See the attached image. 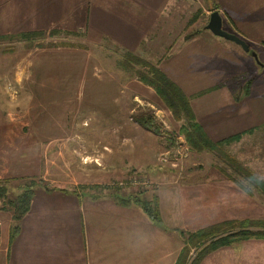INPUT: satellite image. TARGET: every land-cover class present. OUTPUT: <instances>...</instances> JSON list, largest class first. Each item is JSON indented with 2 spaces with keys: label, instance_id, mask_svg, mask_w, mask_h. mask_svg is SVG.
<instances>
[{
  "label": "crops",
  "instance_id": "obj_1",
  "mask_svg": "<svg viewBox=\"0 0 264 264\" xmlns=\"http://www.w3.org/2000/svg\"><path fill=\"white\" fill-rule=\"evenodd\" d=\"M209 1L213 4L210 10L223 12L221 21L224 18L229 29L225 30L241 37L248 46L253 45L249 48L256 53L263 69L264 0H254L251 13L242 10L244 5L247 7V0ZM182 6V0H0V40L29 41L31 38H23L22 34L61 30L67 36L81 38L80 34L86 38L96 47L94 56H108L110 52L116 54L117 47L122 49L121 54L118 53L120 58L125 52L142 50L146 42L153 44L155 41H164L166 43L162 48L168 47V50L158 69L188 97L193 113L197 114L194 115L195 120L213 141L239 132V140L244 135H259L264 131V116H243L240 125L234 123L238 116H212L211 120L208 116L206 127L198 120L199 115L210 114V111L220 106L216 93L223 91L218 83L238 74L242 70L239 61L245 59L238 54L234 45L210 32L209 36L205 35L206 42L198 41L200 36L196 35L183 40L181 25L177 28V8ZM232 17H236L237 23ZM103 49L105 52H101ZM56 52L66 64L63 63V70L57 65L59 70L54 69L55 76L64 71L67 65L71 73L75 74V80L87 85L93 99H97L96 94L100 93L99 99L106 100L101 102L102 107L99 105V116L103 117L101 130H75V117L70 118L74 122L71 129H67L65 123L57 128L60 129L58 131L52 129L56 120H60L53 117L59 116L54 104H68L65 102L68 97L65 93L76 85L73 84L74 79L69 85L65 81L58 82L59 75L54 77L55 82L52 81L50 63L45 61L46 66L43 68L38 63L33 89L37 102L44 104L43 110L40 108L37 111H40V116H48V127L44 130L41 123L45 119L42 122L40 120L33 135L47 137L42 146L43 155H47V178L44 172L33 177L43 180L45 185L38 181L32 187L28 208L16 221L17 229L12 236V206L5 199L10 198L7 196L8 182L16 183L19 177L16 174L0 178V186L5 187L4 194L0 196V264H174L183 245L185 232L234 218L235 214L231 213L232 202L238 198L242 201L243 196L252 193L247 186L248 178L242 180L226 176L218 180L224 186L220 204L225 207V219L219 221L215 197L217 179L209 177L189 183L187 187L190 189L176 187L177 184L172 182H161L156 191L159 222L151 220L135 204H118L110 193L114 190L102 189L100 186L125 175V171L134 163L136 146L134 143L126 146L124 141L132 142L133 136L130 130L126 134L120 130L117 81L103 80L101 86L99 83H88L87 79L92 77V73L87 74L88 60L84 59L80 50L63 47ZM105 63L111 70L125 66L119 60ZM92 65L98 66L99 63L94 62ZM263 70H259V73H263ZM9 73L10 65L0 58V83ZM109 78L114 80L112 76ZM256 81L253 88L264 90L263 74ZM58 89L60 92L57 94ZM248 92L246 98L250 97L251 86ZM58 95L63 101H58ZM110 101L116 104V109L112 111L106 105ZM37 105L39 107L40 103ZM109 116H117L112 126L108 125ZM81 122L84 120L80 119ZM6 135L7 132L3 136ZM34 142L37 145L40 143L37 140ZM40 155L41 152L37 153L33 160ZM83 157L87 161L81 160ZM34 168L38 170L32 171V174L39 175L40 164L36 163ZM135 168L131 166V169ZM19 170V176L23 177L22 167ZM238 184L244 185V188ZM205 185L211 186V195L204 194L202 186ZM255 189L263 193L258 187ZM183 194L187 200L180 197ZM179 197L183 199L182 202ZM186 201H190L188 206L184 204ZM253 240L256 245H262L260 241H264ZM233 244L236 242L216 249H223V255L230 260H215L212 255L214 250L206 255V261L205 256L199 264H235L232 258L236 259L237 256L228 250ZM238 258L247 263L244 246L240 248Z\"/></svg>",
  "mask_w": 264,
  "mask_h": 264
},
{
  "label": "rangeland",
  "instance_id": "obj_2",
  "mask_svg": "<svg viewBox=\"0 0 264 264\" xmlns=\"http://www.w3.org/2000/svg\"><path fill=\"white\" fill-rule=\"evenodd\" d=\"M182 2L183 6L177 8V28L180 25L182 27L180 35L183 40H187L194 35L200 36L198 41L206 42L205 35L209 36L210 33L204 29V25L206 24L209 12L212 11V9L210 10V7L213 5L212 2L209 0H182ZM253 3L254 0H247V7L244 5L242 10L245 13H251ZM217 11L220 15L223 14V12ZM232 20L237 23L236 17H232ZM221 27L224 30H229L225 25L224 18H222ZM49 31H44L42 36L29 41L25 39L22 41L0 40V58L4 62H7V65H10V73L7 76L5 75L0 83V133L2 135L0 137L2 141L0 144V178H3V175L10 177L16 176V174L19 177L16 183L8 182L7 196L10 198L7 199L13 198L24 188L33 187L38 181V183L45 185L43 180L33 178L40 176L42 172L45 173V178H47V155H43L42 153V146L43 144L45 145L47 137L33 135V130H37L40 120L42 122L45 119L41 123V127L44 130L48 127V116H40V111H37L40 108L43 110L44 104L37 102L38 98L35 96L33 89L34 72L37 74L38 63L42 64V68L46 66L45 61L50 63L52 81H54V77L59 75L58 82L65 81L66 85H69L71 84V80L74 79L73 84L76 85L75 88L68 89L65 93L68 96L65 102H69L68 104L66 103L65 105L63 103L59 105L58 102L54 104L59 110V116L53 117L60 120H56V128L52 127V129L61 128V125L64 123L67 129H71L74 122L70 118L75 117V130H101L103 119H101L102 116H99V105L102 107L101 102H105L106 100L101 101L99 99L100 93L96 94L97 99H93V94L88 92L87 85L82 81H78V79L75 80V74L71 73V68H68L67 65L64 71L55 76L54 69L59 70L57 65L63 70V63H65L63 57L56 52V50L63 47L80 50L84 59L88 60L89 69L87 74L92 73V77L87 79L88 83H99L101 86L103 80L105 82L113 81L114 83L115 80L117 81L120 130L124 134L128 130L131 131L130 134L133 136L132 142L128 140L124 142L126 146L134 143L136 154L133 159L134 163L125 171V175L111 179L100 186L102 189L114 190L110 191L114 198L120 196L124 198L131 197L132 199V197L137 196V198L143 200H151L154 197L157 203L156 191L161 182H172L174 185L177 184L176 187L190 189V187H187L189 183L198 182L204 177L214 178L217 179L215 197L217 221H219L225 219L223 214L225 207L220 204L224 186L219 184V179L231 176L233 179L240 178L243 180V172H247L255 179L264 180V131L259 133V135L255 133L253 135H244L240 140L230 142L221 149L202 150L200 152L192 151L188 148L184 136L179 132V126L182 124V121L173 117L172 113L164 106L151 87L139 81L136 74L137 71L142 72V70L132 62L128 63L122 60L123 56L121 58L118 56V53L121 54L122 49L115 47L116 54L110 52L108 56H104L102 53L103 56L97 57L94 56L96 47L90 44L82 35L79 34L81 38H75L67 36L68 34L61 30H56L57 32L50 35ZM222 40L225 39L222 38ZM225 42L234 45L235 50L245 60L239 61L238 65L241 66L242 70L238 74L218 83L223 91V93H216V99L220 103V106L210 111V114L204 113L199 115L200 118H198L200 123L205 127L208 116L210 120L212 116H238L236 117L238 119L234 121L236 125H240V121L244 119L242 118L243 116H264V90L253 88L258 76L263 74L264 78V72L259 73V70H263L264 68L262 69L259 61H256L246 52L242 51L238 45L228 40H225ZM165 43L164 41H155L153 44L146 42L145 46L143 44L142 50L132 51V54L140 61L149 62L158 68L159 63L168 50V47L162 48ZM101 52H105V50L103 49ZM108 60L113 63L119 60L125 66H118L111 70L107 68V64L105 63ZM72 61L73 58L71 59ZM34 62L36 64L33 67ZM94 62H98L99 65L93 66ZM44 75L47 76V73ZM109 75L114 80L109 78ZM248 80L250 81L249 84ZM247 85L248 89L251 86L250 97L248 98H246L248 94L243 92L247 88ZM59 92L60 90L58 89L57 94ZM57 98H60V96L58 95ZM58 101L63 100L60 98ZM37 103H40L39 107ZM106 105L108 110L112 111L113 108L116 109V104H112L111 101ZM65 115L68 117L63 119L62 116ZM140 116L151 118L155 132L143 128L138 123L136 118ZM116 117L109 116V119L107 118L109 126L113 125ZM80 119H83L84 122L80 123ZM195 122L197 123L196 120ZM5 132L8 134L6 137L3 136ZM209 139L212 140L211 137ZM36 140L40 142L39 145L34 142ZM220 150L226 156L219 154ZM39 152H41L40 157L38 159L34 157V160L41 166L40 174L35 175L32 174V171L36 172L38 168H34L36 163L33 160V156H36ZM85 158L83 157L81 160L87 161ZM256 158H258V161ZM27 164L29 165L27 166ZM131 166H136L135 170L131 169ZM234 166L243 170V172L238 173ZM20 167H22L21 172H24L23 177L19 176ZM5 179L10 181L8 178ZM112 182L116 183L112 184ZM247 186L248 189L252 190V193L243 196L242 201H239L238 198L235 202H232L231 213L235 214L232 220H239L242 217L264 219V193L256 190V186H254L252 181L247 180ZM202 188L204 194L211 195L210 185L202 186ZM189 195L190 193L187 196ZM187 196L183 194L180 197L187 200ZM236 196L239 197L240 195ZM182 198H180L181 202L183 201ZM7 199L5 200L8 203ZM189 202H184L185 206H188ZM255 242L253 239L242 243L236 242V244L232 245L231 249H228L237 256L236 259L232 258L235 264L244 263L243 260L238 258L242 246L247 250L246 264H264V241H260L262 245H256ZM193 252L194 249L192 250L191 248L189 256ZM223 252V249H218L212 255L215 260H230L223 255Z\"/></svg>",
  "mask_w": 264,
  "mask_h": 264
},
{
  "label": "trees",
  "instance_id": "obj_3",
  "mask_svg": "<svg viewBox=\"0 0 264 264\" xmlns=\"http://www.w3.org/2000/svg\"><path fill=\"white\" fill-rule=\"evenodd\" d=\"M49 32L50 35H53L57 31L50 30ZM43 33L44 32L25 33L22 34V37L27 38L26 36H28L34 39L42 36ZM122 60L128 63L132 62L142 70V72L137 71L136 74L139 81L151 87L164 106L172 113L173 117L182 121V124L179 126V132L184 136L188 148L192 151L200 152L202 150L221 149L230 142L237 141L240 138L241 133L239 132L212 141L201 126L195 122L188 98L162 71L149 62L140 61L132 53L125 52ZM249 83L250 81L248 80V84ZM243 92H248V85ZM136 120L143 128L155 132L151 118L140 116L136 118ZM219 154L226 156L222 150H220ZM234 168L238 173L243 172V170H240L236 166H234ZM243 175L244 178H248V180L254 183V186L258 187L264 193V181H254V177L247 172H243ZM238 185L244 188V185ZM3 189L4 188L0 186V196L4 194ZM32 193L33 189L31 186L30 188H24L13 198L8 199V203L12 206V216L14 220L11 226L10 236H12L17 229L16 221L26 212ZM115 201L121 205H128L130 203L136 204L151 220L155 222L159 221L157 203L154 197L151 200H143L137 198V196L132 197V199L131 197L124 198L116 196ZM183 236V245L178 252L174 264H199L208 253L219 247L241 240L264 239V219L243 218L240 220H222L192 232H185ZM191 248L192 250L194 249V252L189 256Z\"/></svg>",
  "mask_w": 264,
  "mask_h": 264
},
{
  "label": "water",
  "instance_id": "obj_4",
  "mask_svg": "<svg viewBox=\"0 0 264 264\" xmlns=\"http://www.w3.org/2000/svg\"><path fill=\"white\" fill-rule=\"evenodd\" d=\"M221 24L222 21L219 12L217 10H212L208 14L204 29L208 30L214 36L233 42L234 44L238 45L242 51L246 52L256 61H258L256 53L249 48L248 44L238 35L222 29Z\"/></svg>",
  "mask_w": 264,
  "mask_h": 264
},
{
  "label": "built area",
  "instance_id": "obj_5",
  "mask_svg": "<svg viewBox=\"0 0 264 264\" xmlns=\"http://www.w3.org/2000/svg\"><path fill=\"white\" fill-rule=\"evenodd\" d=\"M114 183H116V182H112V184H114Z\"/></svg>",
  "mask_w": 264,
  "mask_h": 264
}]
</instances>
